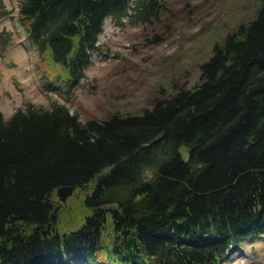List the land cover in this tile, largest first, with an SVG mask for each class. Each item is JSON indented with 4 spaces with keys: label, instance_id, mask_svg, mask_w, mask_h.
I'll use <instances>...</instances> for the list:
<instances>
[{
    "label": "trees",
    "instance_id": "trees-1",
    "mask_svg": "<svg viewBox=\"0 0 264 264\" xmlns=\"http://www.w3.org/2000/svg\"><path fill=\"white\" fill-rule=\"evenodd\" d=\"M164 6L16 0L15 14L37 58L70 85L104 18L150 21ZM198 67L196 82L137 113L81 120L56 100L0 111V264H224L263 240L264 0ZM65 184L82 192L72 225L64 213L51 220Z\"/></svg>",
    "mask_w": 264,
    "mask_h": 264
},
{
    "label": "rangeland",
    "instance_id": "rangeland-1",
    "mask_svg": "<svg viewBox=\"0 0 264 264\" xmlns=\"http://www.w3.org/2000/svg\"><path fill=\"white\" fill-rule=\"evenodd\" d=\"M259 1L163 0L157 19L142 22L129 15L118 20L108 16L96 47L89 50L88 65L68 85L65 69L45 56L38 59L25 41L15 14L16 0H0V111L7 117L26 102L45 108L56 100L81 120L112 112L137 113L174 84L188 87L196 82L198 64L212 45L250 18ZM3 36L7 39L1 42ZM46 80L50 88L43 86ZM55 195L53 222L64 213L65 219L69 217L67 225H72L75 214L84 209L82 192L73 188L64 201ZM224 264H264V238L241 243Z\"/></svg>",
    "mask_w": 264,
    "mask_h": 264
},
{
    "label": "water",
    "instance_id": "water-1",
    "mask_svg": "<svg viewBox=\"0 0 264 264\" xmlns=\"http://www.w3.org/2000/svg\"><path fill=\"white\" fill-rule=\"evenodd\" d=\"M72 186L65 184V185H58L55 187V193L58 195V198L61 201H64V198L66 197L67 194H69L72 190ZM53 214H51V220L53 221Z\"/></svg>",
    "mask_w": 264,
    "mask_h": 264
}]
</instances>
